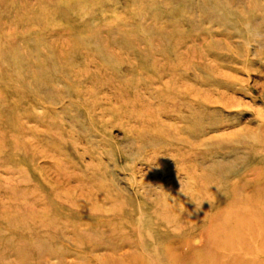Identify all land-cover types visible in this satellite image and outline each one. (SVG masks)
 <instances>
[{
	"label": "rangeland",
	"instance_id": "rangeland-1",
	"mask_svg": "<svg viewBox=\"0 0 264 264\" xmlns=\"http://www.w3.org/2000/svg\"><path fill=\"white\" fill-rule=\"evenodd\" d=\"M0 264H264V0H0Z\"/></svg>",
	"mask_w": 264,
	"mask_h": 264
},
{
	"label": "bare ground",
	"instance_id": "bare-ground-1",
	"mask_svg": "<svg viewBox=\"0 0 264 264\" xmlns=\"http://www.w3.org/2000/svg\"><path fill=\"white\" fill-rule=\"evenodd\" d=\"M173 197V196H172Z\"/></svg>",
	"mask_w": 264,
	"mask_h": 264
}]
</instances>
